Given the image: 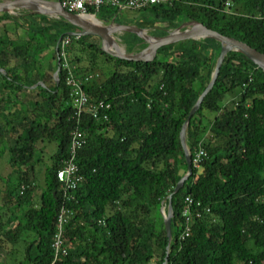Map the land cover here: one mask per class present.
Masks as SVG:
<instances>
[{
	"label": "trees",
	"instance_id": "1",
	"mask_svg": "<svg viewBox=\"0 0 264 264\" xmlns=\"http://www.w3.org/2000/svg\"><path fill=\"white\" fill-rule=\"evenodd\" d=\"M135 11L126 25L151 37L199 23L264 55V0H174ZM21 12L0 13V156L7 155L10 170L0 178V243L20 248L17 264H51L62 206L71 213L63 232L66 255L53 264H162L165 256V264H264L263 72L229 51L189 118V159L197 148L205 155L197 168L190 161V175L171 196L168 242L161 214L186 173L179 131L209 83L220 43L180 41L158 48L150 62H128L103 53L90 36L71 35L78 29L61 18ZM90 13H100L105 24L121 23L108 7ZM120 39L126 53L142 42L129 32ZM68 75L87 98L78 119ZM99 101L109 105L105 121L90 116ZM75 129L84 139L73 161L80 180L64 198L56 172L70 156ZM48 150L37 193L29 180L40 157L33 158ZM186 197L209 213L193 219L180 240Z\"/></svg>",
	"mask_w": 264,
	"mask_h": 264
},
{
	"label": "water",
	"instance_id": "2",
	"mask_svg": "<svg viewBox=\"0 0 264 264\" xmlns=\"http://www.w3.org/2000/svg\"><path fill=\"white\" fill-rule=\"evenodd\" d=\"M59 0L55 1H46V0H10L0 3V13L8 12V9L14 10H27L31 13H35L38 15H54L56 18H61L71 26L78 29L77 33H71V35L78 36H95L99 39V49L107 54L110 57L124 60L128 62H150L153 60L156 54V50L162 46L174 44L180 41L185 40H198L203 38H210L220 43V51L218 57L216 59L213 72L211 74L209 83L206 88L200 94L198 99L196 100L193 107L188 112V115L181 126L179 131V142L183 151V159L186 166V173L179 179V181L174 186L171 194L167 196V204H166V212L162 215L163 219V227L166 234L167 241L170 240V219H171V207H170V199L173 194H175L182 186L183 182L187 179V177L191 173L190 167V159L188 152L185 148L184 142V131L185 127L189 121V118L197 111L199 104L203 97L209 92L211 89L216 76L218 74L220 65L224 59V56L229 51L239 52L242 56H244L248 61L253 63L256 67H258L264 74V55L256 52L254 49L246 46L245 44L233 40L231 38H226L218 35L217 33L208 30L204 26L199 23H185L184 25L179 26L173 32L167 34L164 37L153 38L145 35L143 30L123 24H114V26L108 27H93L85 23L81 18L77 17L74 14H70L65 12L59 7ZM39 7H47L50 10H41ZM182 29V30H180ZM121 31V32H129L136 35L142 42H145L147 45L144 50H141L134 54H124L119 53L117 51H109L106 49L107 45L111 46L116 50L117 46L114 42H112L109 38V34ZM152 40V42L147 39ZM59 39L56 42V45L59 43ZM58 68H56L54 72V76L57 75ZM166 263V256L162 264Z\"/></svg>",
	"mask_w": 264,
	"mask_h": 264
},
{
	"label": "built area",
	"instance_id": "3",
	"mask_svg": "<svg viewBox=\"0 0 264 264\" xmlns=\"http://www.w3.org/2000/svg\"><path fill=\"white\" fill-rule=\"evenodd\" d=\"M174 0H59V7L67 13L74 14L79 18L91 17V10L98 11L102 7H108L117 12L124 10H140L150 5H166L170 4ZM225 8L229 7L228 3L224 4ZM66 42L61 43V48ZM60 57L63 61L62 68L68 69L66 64V55L61 50ZM90 78H85L83 83L89 81ZM66 86L70 89L72 104L74 108L75 118H79L82 109L87 105V98L82 84H78L70 75L65 79ZM109 109L108 104H104L99 101L94 103L91 107L90 116L94 120H107L106 110ZM84 143L82 133L77 129L73 130L70 135V156L65 161L62 169L56 172L57 182L60 184V188L63 193V197L66 198V194L69 191L74 190L77 182L80 180L79 176H76V166L74 164V154ZM204 151L201 148H197L191 158V164L194 168H197L204 157ZM202 213H209V209L203 208L197 201H193L191 198L186 197L183 201V210L181 212V218L183 220V229L179 235V239L183 240L188 236L189 226L193 219L200 218ZM71 217L70 211L62 206L55 218L54 232L51 237V250L53 264L59 257L66 255V247L63 240L64 227Z\"/></svg>",
	"mask_w": 264,
	"mask_h": 264
},
{
	"label": "rangeland",
	"instance_id": "4",
	"mask_svg": "<svg viewBox=\"0 0 264 264\" xmlns=\"http://www.w3.org/2000/svg\"><path fill=\"white\" fill-rule=\"evenodd\" d=\"M4 1H10V0H4ZM46 1H51V0H46ZM8 12H9V15H17V14H24L25 13V12L24 13L21 12V10H14V9H8ZM137 14L138 13L136 11L124 10V11L118 12L116 20L121 21V23L124 22V25H126V23L131 21L135 16H137ZM44 16H46L50 19H58L54 15H44ZM88 17H90V16H88ZM91 17L94 18V20H96L99 23V27H101V28L102 27H108V26H114V24H117V23L105 24V23L99 21V20H101V14L100 13L91 14ZM21 21H22V18H19L18 22H21ZM182 25H184V24H182ZM5 27H6V29H10V28H12V24L9 22H5ZM176 29H174V30H176ZM174 30H170L168 33H171ZM180 30H182V29H180ZM0 31H1V28H0ZM143 32L145 33L146 36L151 37L148 34L147 30H143ZM122 34H123V32L117 31V32L109 34V38L119 48H121L123 50L125 55L126 54H134V53H137V52L145 49L147 44L145 42H141V45L137 46V50H134L130 53H126L125 52V46L123 45V43L120 39ZM90 37L92 38L93 41L99 43V39L97 37H95V36H90ZM89 41L90 40L87 38L84 41L85 45L88 44ZM47 57L48 58L50 57L49 52H47L46 57L41 60L42 66H44L46 64L45 60L47 59ZM69 57L71 58L72 63L75 64V61L71 57L70 54H69ZM80 58H81V63H82L80 65H83V60L85 59V55L81 54ZM48 60H47V62H48ZM103 70L95 71V72L99 73V76H100V74H101V72H103ZM106 76H107V73L104 71L103 76H101V79H104ZM229 96H231V95L230 94L225 95L226 98H229ZM203 122L205 124L207 123V121L205 119ZM48 151H44V152L42 151L41 153L37 152V154L33 158V160H36L37 158L39 159V157H40L39 161L33 166V176L29 180L30 182H32V184H34V186H36L37 193L40 192L43 188V169L45 168V165H47L49 163L48 157H49V154H51V152L50 151L48 152ZM6 161H7V155L0 156V178L2 180H4L6 175L10 172V170L6 164ZM2 189H3V184L0 182V190H2ZM163 209H165V207H163ZM159 211H160V209H159ZM0 247H1V249H0V264H17V262L19 261V257H20V255H19L20 254L19 252L21 251L20 248L19 247H13V246L10 247V246H8L7 243H0Z\"/></svg>",
	"mask_w": 264,
	"mask_h": 264
},
{
	"label": "bare ground",
	"instance_id": "5",
	"mask_svg": "<svg viewBox=\"0 0 264 264\" xmlns=\"http://www.w3.org/2000/svg\"><path fill=\"white\" fill-rule=\"evenodd\" d=\"M39 8L41 10H50L47 7H39ZM81 20H83L85 23H87L90 26L99 28V23L96 20H94V18H92V17H83V18H81ZM147 40L152 42V40H150L149 38ZM106 49L109 51H113V52L117 51L119 53H124L123 50L121 48H119L118 46H117L116 50H114L113 47L107 45Z\"/></svg>",
	"mask_w": 264,
	"mask_h": 264
},
{
	"label": "crops",
	"instance_id": "6",
	"mask_svg": "<svg viewBox=\"0 0 264 264\" xmlns=\"http://www.w3.org/2000/svg\"><path fill=\"white\" fill-rule=\"evenodd\" d=\"M51 1H53V0H51Z\"/></svg>",
	"mask_w": 264,
	"mask_h": 264
},
{
	"label": "flooded vegetation",
	"instance_id": "7",
	"mask_svg": "<svg viewBox=\"0 0 264 264\" xmlns=\"http://www.w3.org/2000/svg\"><path fill=\"white\" fill-rule=\"evenodd\" d=\"M117 24H119V23H117Z\"/></svg>",
	"mask_w": 264,
	"mask_h": 264
}]
</instances>
